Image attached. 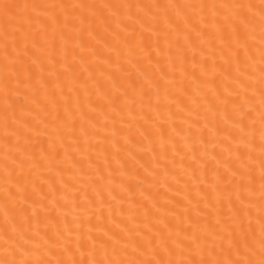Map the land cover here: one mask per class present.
I'll return each instance as SVG.
<instances>
[{
  "label": "snow or ice",
  "instance_id": "snow-or-ice-1",
  "mask_svg": "<svg viewBox=\"0 0 264 264\" xmlns=\"http://www.w3.org/2000/svg\"><path fill=\"white\" fill-rule=\"evenodd\" d=\"M0 264H264V0H0Z\"/></svg>",
  "mask_w": 264,
  "mask_h": 264
}]
</instances>
